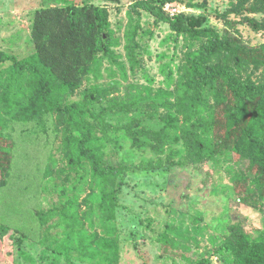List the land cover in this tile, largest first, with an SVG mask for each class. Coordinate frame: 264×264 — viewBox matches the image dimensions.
<instances>
[{
  "label": "rangeland",
  "instance_id": "rangeland-1",
  "mask_svg": "<svg viewBox=\"0 0 264 264\" xmlns=\"http://www.w3.org/2000/svg\"><path fill=\"white\" fill-rule=\"evenodd\" d=\"M68 3L108 10L111 54L99 53L100 71L83 76L82 84L67 101L84 99L94 87L103 91L114 85L118 88L96 104V113L113 126L107 131L108 140L114 134L119 138L118 146L114 142L108 144L110 158L121 168L126 166L123 181L116 180L121 187L116 189L118 200L110 224L117 227L118 264H235L225 246L230 226L241 224L252 235H264V189L255 183V180L264 183V173L233 152L223 154L218 150L194 161L184 152L180 138L155 150L135 146L122 132L131 122L141 123L134 129L180 127L178 121L171 119L176 117L171 105L180 96L179 88L186 82L185 74L191 69L192 58L204 38L175 30L165 15L155 16L137 0H0V50L19 59L32 57L36 51L32 37L35 12ZM167 3L186 14L185 24L195 28L211 26L230 47L248 56L257 55L261 62L248 59L244 74L264 78V0H168ZM8 65L9 62H0V72ZM211 92L207 90L205 96L211 98ZM127 95L140 99L141 104H133L134 110L111 106ZM210 120L211 115L205 113L203 123ZM53 127L52 139L45 150L42 145L38 148L44 154L37 157L43 169L45 162L52 164V173L41 177L37 197L29 199L37 201L40 210L47 211L78 195L81 210L85 211L88 207L85 200L91 190L87 184L79 186L75 182L70 145H65L76 130L59 123ZM219 136L230 142L221 131L218 139ZM42 139L47 141L45 136ZM7 143L11 147V142ZM7 149V144L0 140L3 204L11 192L10 185L20 176L16 168L12 169L10 179L5 176L10 156ZM6 215L7 220L17 223L13 213ZM60 221L61 224L56 217L45 225H37L20 246L14 243L18 234L3 231L0 222V264H99L98 259L91 260L69 250L66 231L70 229L65 221ZM82 228L103 234L98 220L95 226L86 221Z\"/></svg>",
  "mask_w": 264,
  "mask_h": 264
},
{
  "label": "trees",
  "instance_id": "trees-1",
  "mask_svg": "<svg viewBox=\"0 0 264 264\" xmlns=\"http://www.w3.org/2000/svg\"><path fill=\"white\" fill-rule=\"evenodd\" d=\"M167 1L137 0V3L157 17L165 15L175 30L204 38L192 58L191 69L185 74L186 82L179 88L180 96L171 105L176 111V117L171 119L178 121L180 127L134 129L141 123L131 122L123 129V135L132 139L135 146L155 150L180 138L184 152L194 161L218 150L223 154L233 152L264 173V78L254 79L244 74L248 59L255 62L261 59L230 47L211 26L195 28L185 24L183 12L172 17L164 9ZM253 25L257 23L253 21ZM32 37L36 51L30 58L19 59L0 50V62H9L0 72V140L10 151L5 176L10 179L13 168L20 171L15 184L10 185L6 202L0 201L1 227L3 231L17 233L14 243L20 246L37 225H45L58 217L59 223L62 219L70 229L66 231L69 250L91 260L98 259L99 264H118L117 227L110 224L118 200L116 189L121 187L116 180L123 181L126 166L121 168L110 158L108 144L114 142L118 146L119 138L114 134L108 140L107 131L113 126L96 113V104L118 88L114 85L103 91L94 87L86 92L84 99L67 101L82 84L83 76L100 71L99 53L111 54L108 10L75 3L38 9L33 18ZM207 90L212 91L211 98L205 96ZM128 95L111 106L134 110L133 104H141V100ZM205 113L211 115L206 124L203 123ZM55 123L76 130L65 145H70V166L76 170L75 182L79 186L87 184L91 190L85 200L88 205L85 211L81 210L78 195L68 197L63 204L47 211L40 210L37 201L29 199L37 197L41 177L52 173V164L45 162L43 169L37 157L44 154V151L39 153L38 148L42 145L45 150L52 139ZM219 131L231 143L225 142L222 136L218 139ZM233 135L236 137L231 140ZM43 136L47 137L46 142ZM7 142H11V147ZM255 183L264 189L263 182L255 180ZM6 212L13 213L17 223L7 220ZM96 220L103 234L83 230L86 221L95 226ZM225 246L235 264H264V235H252L241 224L230 226Z\"/></svg>",
  "mask_w": 264,
  "mask_h": 264
},
{
  "label": "built area",
  "instance_id": "built-area-1",
  "mask_svg": "<svg viewBox=\"0 0 264 264\" xmlns=\"http://www.w3.org/2000/svg\"><path fill=\"white\" fill-rule=\"evenodd\" d=\"M165 11H167L172 17L176 14L180 13L181 10L177 9V7H173V4L167 3L164 7Z\"/></svg>",
  "mask_w": 264,
  "mask_h": 264
}]
</instances>
